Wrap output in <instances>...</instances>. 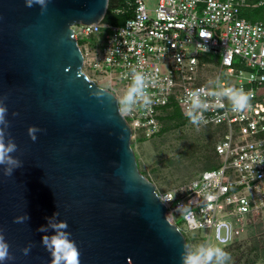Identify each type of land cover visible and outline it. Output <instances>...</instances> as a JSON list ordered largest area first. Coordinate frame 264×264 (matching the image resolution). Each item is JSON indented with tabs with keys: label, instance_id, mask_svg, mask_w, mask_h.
I'll return each instance as SVG.
<instances>
[{
	"label": "water",
	"instance_id": "1",
	"mask_svg": "<svg viewBox=\"0 0 264 264\" xmlns=\"http://www.w3.org/2000/svg\"><path fill=\"white\" fill-rule=\"evenodd\" d=\"M108 8L109 0H51L42 13L25 0H0V100L18 146L11 155L23 162L11 177L0 168L8 264H51L41 243L51 233L39 228L56 212L80 264H183L190 251L138 169L118 98L83 72L73 28L99 23ZM25 214L28 221L14 222Z\"/></svg>",
	"mask_w": 264,
	"mask_h": 264
},
{
	"label": "built area",
	"instance_id": "2",
	"mask_svg": "<svg viewBox=\"0 0 264 264\" xmlns=\"http://www.w3.org/2000/svg\"><path fill=\"white\" fill-rule=\"evenodd\" d=\"M125 5L131 16L123 25L103 19L73 31L84 57L83 72L119 101L132 83L133 69L150 78L145 92L151 104H138L130 113L120 110L132 141L157 138L164 112L173 104L187 118L186 90H216L219 82L253 94L251 107L243 112L232 111L224 98L223 108L210 107L195 125L217 131L216 168L175 190L158 192L190 251L204 238L227 247L247 221L264 216V23L244 16L264 7V0H126ZM95 36L93 45L86 42ZM203 99L215 103L214 97ZM168 193H176L175 198L167 200ZM180 204L189 211H177Z\"/></svg>",
	"mask_w": 264,
	"mask_h": 264
},
{
	"label": "clouds",
	"instance_id": "3",
	"mask_svg": "<svg viewBox=\"0 0 264 264\" xmlns=\"http://www.w3.org/2000/svg\"><path fill=\"white\" fill-rule=\"evenodd\" d=\"M51 3V0H25V6L32 8L33 6H39L41 12L47 10V5ZM206 35L203 31L201 36ZM204 48V51H208L207 47L198 45ZM150 78L141 71L136 69L132 70V83L128 86L127 91L119 101L120 110L123 112H132L138 104H142L144 107H148L151 104V100L145 92V89L149 86ZM151 83H155V79H151ZM169 87L172 82L169 81ZM187 99L184 101L188 108L186 110V116L190 123L193 125H199L204 121V112L210 107L223 108L224 104L222 100L227 98L232 105V111L243 112L251 107L250 100L252 98V92H246L243 88L224 87L223 84L217 82L216 90H208L205 87H201L195 90H186ZM204 97H214L215 103L210 104ZM8 114V107L0 100V168L3 169V175L5 177H11L15 170L23 167V162L18 159H13L12 153L18 150L14 139L9 135H6L7 129L10 127L9 122L6 120ZM36 129L32 127L29 129V136L35 142ZM176 193L166 194L167 200L171 201L175 198ZM209 200L214 197L209 196ZM163 203V201H161ZM188 212V205H178L177 211ZM190 214V213H189ZM60 213L56 212L51 217L47 218L46 225L39 228L41 233H51L50 235H44L42 238V245L50 253L51 264H80V251L76 241L73 239L72 232L69 230V224L66 220H61ZM30 217L25 214L23 216L16 217L15 223H24L28 221ZM225 243V241H221ZM10 244L7 242L3 229H0V264H8L13 256L10 252ZM32 245L29 244L22 251L24 255H28L31 251ZM232 260L231 254L223 247L215 246L208 243H201L197 245L194 251H189L186 255L182 256L183 264H230Z\"/></svg>",
	"mask_w": 264,
	"mask_h": 264
},
{
	"label": "rangeland",
	"instance_id": "4",
	"mask_svg": "<svg viewBox=\"0 0 264 264\" xmlns=\"http://www.w3.org/2000/svg\"><path fill=\"white\" fill-rule=\"evenodd\" d=\"M125 1H121L120 9L125 8ZM252 16L264 22V7L255 10ZM97 38H89L86 42L93 45ZM170 126L163 135L152 140L132 141L140 173L156 186L159 193L190 183L206 171L204 158L212 159L211 144L217 140L208 128L202 129L191 123L178 129ZM204 242L207 243L206 238ZM210 243L217 246L213 240ZM223 248L231 254L230 264H264V216L247 221L244 232Z\"/></svg>",
	"mask_w": 264,
	"mask_h": 264
},
{
	"label": "trees",
	"instance_id": "5",
	"mask_svg": "<svg viewBox=\"0 0 264 264\" xmlns=\"http://www.w3.org/2000/svg\"><path fill=\"white\" fill-rule=\"evenodd\" d=\"M121 1H125V0H109V8H108V11H107L106 16L104 18V22L105 23H107L109 25H112V26H120V25H123L128 18H130L131 13H129L128 11H125L126 8H127L126 5H124L125 8H123V9L119 8L120 5H121ZM118 10H122V11L124 10V11L121 12V13H117ZM255 10H257V9H255ZM255 10H250L248 12H245L244 16L249 21H252V22H263L261 20H256L252 16L253 12ZM114 18L118 19L117 22L111 21V19H114ZM162 122H163V129H162V131H161L159 136L163 135V133H165V131H167L168 125H170V124H171V126H170L171 129H178V128H180V126L186 125L187 123H190V121L186 117H184V115H183L182 111L180 110V108H178L174 104L171 105L169 108H167L165 110L164 116L162 118ZM207 130L211 131L212 132V136H216L215 138H217V140H218L217 133H216L217 131L216 130L211 129V128H208ZM217 140H216V142H217ZM216 142H213L211 144V146H212L211 147V152H212V155H213L212 159L211 158L209 159V157H205L204 158L207 161V164H206L207 169L206 170L214 169L217 166V160H216V157H215V154H214V149H215Z\"/></svg>",
	"mask_w": 264,
	"mask_h": 264
}]
</instances>
